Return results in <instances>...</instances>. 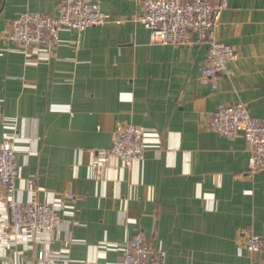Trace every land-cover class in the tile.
<instances>
[{
	"label": "crops",
	"instance_id": "crops-1",
	"mask_svg": "<svg viewBox=\"0 0 264 264\" xmlns=\"http://www.w3.org/2000/svg\"><path fill=\"white\" fill-rule=\"evenodd\" d=\"M225 1L217 37L237 58L212 88L199 80L206 44L152 42L139 0H97L104 22L29 54L5 35L10 20L54 16L59 0H0V142L18 135L16 197L58 204L50 236L7 239L0 200V264H112L136 232L163 264H264L244 247L264 235V168L249 170L241 136L203 127L219 103L264 117V0ZM126 122L145 131L143 160H102ZM45 241L62 254L40 260Z\"/></svg>",
	"mask_w": 264,
	"mask_h": 264
},
{
	"label": "built area",
	"instance_id": "built-area-1",
	"mask_svg": "<svg viewBox=\"0 0 264 264\" xmlns=\"http://www.w3.org/2000/svg\"><path fill=\"white\" fill-rule=\"evenodd\" d=\"M140 10L136 19L150 32V40L161 44H206L199 80L212 88L217 85L219 74L237 58L236 49L218 39L217 28L225 0H139ZM97 0H59L58 13L49 15L26 10L12 18L6 36L16 41L27 54L49 51L63 29L81 30L107 19ZM203 127L232 138L241 136L249 150L248 168L251 171L264 168V117L250 114L245 103H219L205 113ZM18 135L8 134L0 142V200L5 204L8 224L1 235L7 239L16 236L45 234L56 229L58 204L34 198L21 200L16 197L15 179L19 165L15 154ZM146 153L145 131L126 122L118 126L111 145L101 150L102 160L119 158L123 164L143 160ZM31 191L33 186L28 184ZM67 193V198H73ZM69 240L64 241V246ZM244 247L249 252L264 253V235L251 231L245 235ZM61 249L51 248L45 241L37 256L48 260L60 256ZM164 252L153 248L142 232L127 239L122 256L112 264H163Z\"/></svg>",
	"mask_w": 264,
	"mask_h": 264
}]
</instances>
